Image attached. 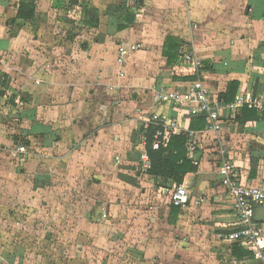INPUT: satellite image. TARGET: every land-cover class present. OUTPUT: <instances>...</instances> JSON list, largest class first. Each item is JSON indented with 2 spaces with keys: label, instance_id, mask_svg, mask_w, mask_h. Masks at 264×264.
<instances>
[{
  "label": "crops",
  "instance_id": "1",
  "mask_svg": "<svg viewBox=\"0 0 264 264\" xmlns=\"http://www.w3.org/2000/svg\"><path fill=\"white\" fill-rule=\"evenodd\" d=\"M18 3L0 0V77L24 79L26 84L19 88V126L23 136H39L42 155L52 159L57 152L63 155V144L76 137L78 127L73 123L69 127V112L65 115L62 109L70 105L88 107L80 130L84 143L99 145L105 132L112 131L113 141L120 145L119 155L128 157L131 152L134 161L140 147L122 148V136L130 139L139 123L147 125L154 113L178 119L182 129L176 134L189 130L191 117L156 98L160 88L194 79L178 67L187 50H193L203 63L201 73L212 102L225 103L219 96L233 80L238 82L235 97L245 92L264 102V0H36V14L30 20L16 18ZM129 8L135 19L127 24ZM120 23L128 26L119 30ZM168 36L184 42L180 58L172 65L163 56ZM122 43L142 47L120 66ZM122 69L124 77L119 75ZM33 75L35 79L42 76L43 89ZM44 90L56 104L50 120L41 115ZM5 94L0 95V107L6 106ZM245 108L224 120L221 134L243 179L264 187V113L253 109L256 115L244 121ZM70 110L75 114V109ZM60 112L65 115L62 124L57 119ZM211 137H200V164L182 183L192 193L191 203L177 213L170 203L167 209H152L151 229L143 238L146 245L136 247L147 258L154 257L153 264H264L253 256L242 257L239 250L234 253L224 239L235 228L237 217L219 181ZM6 169L1 161V173Z\"/></svg>",
  "mask_w": 264,
  "mask_h": 264
},
{
  "label": "rangeland",
  "instance_id": "2",
  "mask_svg": "<svg viewBox=\"0 0 264 264\" xmlns=\"http://www.w3.org/2000/svg\"><path fill=\"white\" fill-rule=\"evenodd\" d=\"M42 79L32 77L35 83ZM23 81L0 77V90L7 95L6 106L0 107V162L8 166L4 174L0 171V264L156 263L136 246L146 245L152 209H167L175 182L139 174L131 152L119 155L112 131L105 132L99 145L84 143L80 130L88 107L82 104L62 107L65 115L69 112V127H78L76 137L63 144V155H42L38 137L31 138L27 154L15 155V136H23L18 114ZM41 84L43 89L46 83ZM40 93L41 115L50 120L56 104L51 93ZM65 115L58 114L60 123ZM129 137L122 136V148L141 146L135 133Z\"/></svg>",
  "mask_w": 264,
  "mask_h": 264
},
{
  "label": "built area",
  "instance_id": "3",
  "mask_svg": "<svg viewBox=\"0 0 264 264\" xmlns=\"http://www.w3.org/2000/svg\"><path fill=\"white\" fill-rule=\"evenodd\" d=\"M141 47V43L120 44L118 47L120 66L131 52ZM181 59L178 67L185 71L182 74L192 75L194 79L179 83L172 88H160L156 92V98L159 102L182 109L191 118L200 116L205 118L206 124L203 129L186 131L188 133L187 156L194 165L199 166L200 137L212 135L211 141L217 152L219 181L225 189V194L237 217L235 228L229 231L224 239L230 244L239 243L247 246L252 252L253 258L264 263V221H259L256 217L258 209L264 208V187L249 184L243 179L240 167L232 158L230 146L221 134L226 118L234 117L244 107L264 113V102L245 92H240L230 103L212 102L209 89L201 73L202 61L193 50L184 51ZM119 75L124 77L125 71L120 70ZM5 96L7 95L5 94ZM0 100H2L1 96ZM146 122L154 123L163 128V135H155L154 145L156 147L166 146L170 134L182 129L178 119H168L158 113H154ZM145 143L146 137L140 136L139 144L141 146L138 149L140 157L137 160L139 163L137 171L141 175L148 176L151 160L146 151ZM27 148L24 144L15 143L12 152L15 155L25 154L28 152ZM169 198L171 205L185 208L192 201V193L183 184H176L170 190Z\"/></svg>",
  "mask_w": 264,
  "mask_h": 264
},
{
  "label": "trees",
  "instance_id": "4",
  "mask_svg": "<svg viewBox=\"0 0 264 264\" xmlns=\"http://www.w3.org/2000/svg\"><path fill=\"white\" fill-rule=\"evenodd\" d=\"M72 3H78V0H70ZM36 0H19L17 9V19L30 20L35 17L36 14ZM127 24L131 23L135 19V13L132 9L127 11ZM126 24L119 25V30L124 29ZM184 42L175 36H168L164 44L163 56L166 57L167 63L174 64L181 56V47ZM194 78V77H193ZM238 89V82L233 80L228 83V90L225 93L220 94V99L225 102H231L234 100ZM0 95H4V91L0 90ZM256 115V111L253 109L245 108L242 111V120L246 118H252ZM205 118L193 117L190 124V130H201L205 127ZM163 135V128L155 125L154 123L140 122L137 131L135 132L136 137L144 135L146 137L145 148L151 160V168L148 171V176L163 178L174 181L176 184H182L185 176L190 172H196L197 166L194 165L191 159L187 156V140L188 133L181 132L176 134L172 132L169 136V141L166 146L156 147L154 145L155 135ZM17 135L15 139L18 140V144H24L27 147L30 146L31 138ZM138 172V171H137ZM139 173V172H138ZM134 181V180H133ZM180 207L172 206V211L177 213ZM234 253L239 250L241 256H253L252 253L246 248L242 247L239 243H232ZM239 256V257H241Z\"/></svg>",
  "mask_w": 264,
  "mask_h": 264
},
{
  "label": "water",
  "instance_id": "5",
  "mask_svg": "<svg viewBox=\"0 0 264 264\" xmlns=\"http://www.w3.org/2000/svg\"><path fill=\"white\" fill-rule=\"evenodd\" d=\"M139 157H140V151H136V153H135V159L138 160ZM256 217H257V219L259 221H262L264 219V208L263 207H261V208L258 209Z\"/></svg>",
  "mask_w": 264,
  "mask_h": 264
}]
</instances>
